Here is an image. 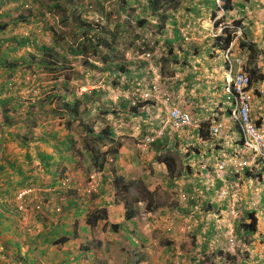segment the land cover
Wrapping results in <instances>:
<instances>
[{
    "label": "rangeland",
    "instance_id": "1",
    "mask_svg": "<svg viewBox=\"0 0 264 264\" xmlns=\"http://www.w3.org/2000/svg\"><path fill=\"white\" fill-rule=\"evenodd\" d=\"M204 1H206L207 3H204L203 0H178V2L176 1L177 3L175 4V7H170L172 6L171 3L168 4L166 12L173 14L172 18L176 21L175 24L178 28L177 33H173L171 31L175 25H173L172 23H168V21L171 20V16H169L166 18L165 21H163V25L165 27V30L163 32L157 30V27L153 26V23L155 24V22H158L157 19L148 18V23L145 24L144 28H139L135 26L134 29H132V25H130L128 26V32L130 33L122 34V29L128 24H131L130 20H132L133 10L136 9L138 3L143 4L145 2L144 0H125V2H128V5L126 6V11L121 10V8L123 7V5H121L123 0H100V2H104L103 14L99 12L94 14L86 10V8L84 7L86 4V0H17L14 2L4 0L2 2L0 1V12H8L9 9L15 5L30 6L32 14H36L38 10H43V12H45L43 17L39 16L40 14H38L39 20L36 19V15L34 14L32 18L33 20H31L30 23L16 22L13 21L15 20V17H13L14 15H10L9 17L4 15L3 18L12 20L10 21L9 27L5 32V36H10L11 34H31V37H35L39 40V42L46 41L48 44H50L52 42L50 28H53V30L58 36L62 32L71 29V31H68V35H65L66 37L62 40V42L64 40L65 41L62 44H68V41L70 40L73 42L72 39L73 35L75 34V32L73 31H77V33H79L77 36H75L78 38L77 42L79 38H82L81 32H87V34L91 35L94 31L97 37L104 36L108 40H110V38H115L112 43L114 46V52L111 55L113 59L112 61L125 63L126 68H129V70L132 71V75L134 76V78L131 77V81L136 80V82L138 81L141 83L143 89L146 88L149 82H151L152 78V73L150 71L154 70L156 67L157 71L162 76L163 82H165V85L163 86H161L160 83L161 90L165 92L164 89H166L167 91V88L165 87L168 86L170 82L171 84H174V88L176 90H174L173 92L167 91L170 94V99H175V102L184 104V107H188L187 109L192 110L194 115L196 114L195 109L198 108L199 104H202L201 102L207 103L206 99H211L212 102H208L209 104L207 103L208 105H205L206 108H203L200 112V114H203V117H206L211 112V109L215 110V112H221L220 110L222 107L221 105H218L219 99H221V101H224L225 104H229V102L225 101V95L222 94L224 80L227 77L223 64V54L221 49L217 48L216 44L218 42L215 39L216 36L221 33L223 28H228L232 30V33L235 32L232 43L230 44L233 46L232 51L234 54L240 55L241 53L236 42L238 38H243L246 41L252 40L253 42H255L258 52L255 59L253 60L256 62L255 64L260 69L261 73L264 74V0H234L236 4H243V9L240 6H235V9H232L231 11L227 12H224V10L221 8L220 0H215V5H213L209 0ZM55 2L61 3L63 6H66L68 4L70 6H75L79 4V2L80 5H82V3H84L81 9H78L76 13L80 15L78 20H83L86 26H79V24L76 22L77 20L73 19L74 17L72 16H70V18L68 17V20H71L68 21V25L63 24L64 22H61L62 19L55 8L51 10L57 13V15L47 10L48 7L54 4ZM164 5L166 4H163V6ZM83 7L84 9H82ZM185 7H188L190 9L194 8L193 12L189 13V11L186 10ZM213 12H215V15H212ZM25 16L27 17L28 14L25 13ZM233 20H239L241 22V27H236ZM87 29H89L90 31H86ZM104 32L106 33L104 34ZM69 34H71L72 37L69 36ZM168 36L170 38H174L172 42L171 53H168V45H166L165 43V38ZM26 50L32 51V48L29 47V49ZM144 52H149L151 54L149 60L143 58ZM247 52H245V54ZM174 53L177 56V58L175 59ZM20 54L24 53L22 51H16L17 56H19ZM246 56L247 55H245V57ZM90 62H94V64H96V67H92V63ZM246 64L247 68L249 67V65H252V63L248 64V62ZM64 65L67 68L62 69L61 71L63 73H71V76L73 78L69 82V88L72 91L74 90L77 95L81 92L89 91L94 88H96V90H100L99 93L94 96V98L98 97V102L90 104V113L87 117L88 121L90 120L92 122L94 129L96 131L99 130L103 127V122L98 120L97 116L101 114L106 115L109 112L108 109L111 111L112 108L116 106L115 103H118V101L120 100H116L115 102L111 100V98L115 97L114 95L116 94L118 95L119 92L117 91L119 89L121 90V86L125 82L124 75H122L120 79L116 80L114 78L113 73L105 69V65H107V63L103 61H94V58H92L91 55L88 54L80 56L77 59L71 58L66 62L64 61ZM19 74L20 69L15 74V80H17ZM30 74L31 73L26 74L24 86L20 88L21 94H19V98L17 99L18 101L23 103L24 107L22 106V112H26L27 107L29 106V110H31L32 112L35 109L37 110V108H35L36 105H31V103H29L31 100H33V98L29 97V92L33 91L35 94L38 89L39 99L43 98L46 94L52 92V84L50 83L51 81H42L45 77L43 74H32V76ZM137 75H139L140 77H137ZM30 76L32 78H30ZM49 77L50 76H48V78ZM114 80L116 81L114 82ZM116 82L119 83V85L115 87L114 85L116 84ZM27 100L28 103H26ZM124 109L126 113V119L123 120L122 126L130 127V114L127 111L134 110L131 109V105H127ZM223 109L225 110V108ZM154 112L155 110L152 113L153 116L155 115ZM50 114H52V112L42 111L36 116L35 119L37 123L33 129V133L31 134L32 139H34V137L36 138L37 136H40L43 128L45 129V133L50 131L51 128L57 129L60 132L64 131V129L62 128V123L64 122V119L53 117ZM138 116L140 117V119H137L139 120L138 124L139 122L146 124L138 126L139 128H143L144 126H146L147 130L144 131L145 133H152L156 128L161 126L162 122L166 118L165 110L163 109L158 110L159 117H157V119L155 120L152 119L153 121L150 123H148V120H146L149 119L147 118L146 114L143 115L140 113L138 114ZM116 119H120V115H118V118L116 117ZM137 120H135L134 122H136ZM116 128L120 127L116 125ZM166 131L172 133L171 129H169V131L168 129H166ZM71 132L75 133L77 137V143L82 145V136L84 133L81 132V126H79V121H73L71 126ZM188 137L189 131L185 133V142L181 143V139H178V143L182 146L180 148H183L185 144H188L185 145V147H187V149L189 150H192L191 145L195 147L198 146L199 141L196 139L195 136V139L193 141L191 139H188ZM236 138L238 140L240 139L239 134L236 135ZM170 140L173 141L174 137H171ZM50 142L51 141L42 142L38 140H31L29 142L28 150L33 157V161L30 167L36 168L34 161H36L37 159H35V156H33L34 152L38 148H41L43 150H51V145H49ZM180 148H176L178 150L175 149V154L180 155L176 158V160L178 161V167H176L175 176L182 177L181 173L183 172L182 170H184V173H187V175H189L190 177L195 178L196 176L194 175L193 170H187L186 166H188V162L186 161V163H184L183 165L181 158L183 152L180 150ZM9 150L12 152L14 151L17 161H22V152L24 150L18 149L17 147L13 146V144L6 146L5 151L8 152ZM136 151L137 150L133 151V153H135ZM114 156L115 155H113L112 157ZM154 156L158 155L154 153L153 157ZM112 157L110 156L109 159H111ZM89 158L90 160H92L90 154H87L86 157L83 156L82 158H80L79 161L82 160V162L79 164L83 165V168L89 167L93 169L94 165L91 166ZM109 163L110 164H107L105 166V172L108 170L111 171V169L113 168L118 173V167H114V165H111V161H109ZM145 166L147 165L145 164ZM69 167H71V169H67V173H64V175H66L69 180H72L74 184H80L78 185V187L80 188V195L76 194L75 197L77 198V205L80 207H84L85 213L83 214L87 215L93 210H95L96 206L93 204V201L98 196L97 190L92 193L89 199L87 197H84V195H81V188L84 191L87 184L85 182L88 179V175L91 169H89V171L86 170L85 173L82 174L80 172L81 170L77 171L78 169L74 168L73 166ZM189 167L192 168L191 166ZM23 168L26 170V166H23ZM148 169L151 172L153 170L155 171L154 175L158 182H151V184H154L152 186L155 189H153V191L144 189L139 192L131 187L129 193H127L126 195L127 198L128 196H130L129 198H142L141 200L145 201L144 203H146L147 200L149 202L151 201L150 206H152L153 208L152 210L149 209V213L151 214L149 216L146 215L148 214L146 204L142 203L141 205L138 204L136 206L134 205L135 203L133 204V206L136 208L135 222L137 223V225L141 226L145 224L148 227L152 226L150 231L146 234L149 239L147 238L145 241L142 242V244H144L143 246L146 249L143 250V253H141L140 251V255L138 256L130 255V251L125 249V245L132 250L137 246V243L133 238V234L135 232L131 233L134 229H131L133 225L130 224V221H127L126 219L118 220L119 222L121 221V225L125 227L123 229L124 231H119L118 227L112 230V224H114L117 220H107L105 222L100 221L98 222L99 227H101L100 230L94 228L91 232V235L94 243H96V241L101 242L99 246L94 247L93 251L95 255H98L99 252L101 253V261L103 262V264H191L192 261L189 258L191 255H188V253L190 251H195L198 246H196L195 243L198 244L200 241L202 244L203 241L208 242L209 240H211L208 239L207 235H205L206 233L203 231V227L195 230V235H193V232H191V230L193 229L192 226L197 223L196 219L199 220L198 217H192L189 219L186 226L190 225L191 228H184L180 231L178 230L177 232H174L175 235H172L171 233L174 231V229L165 230L166 228L164 226V223L159 222L160 219L165 218V215L160 214L161 212L168 213L174 211L172 209L168 210L171 206L175 207V205H169L170 203L175 202L179 206H181L182 201L185 202L184 196L187 195L186 192L192 193L195 197H198V200L201 199L202 196L207 192L205 189L206 184L199 182V185L190 188L189 191H186L184 190L185 185H183L182 180L178 181L177 183H173V185L171 186L165 182L168 177L171 178L172 176L168 173L167 169L159 168L158 164H149ZM37 172L34 171V173ZM260 173L263 178L264 171L261 170ZM211 174L212 171H207L205 175ZM38 175L43 180L44 173L42 175V172H40L38 173ZM17 177L18 176L15 175L14 180ZM237 183L238 188L240 189V195L242 196L244 194L243 192L245 191L243 190H246V193L248 195L247 201L244 202L247 203V206H245V208L239 203L235 204L237 205V209L235 208V210H237V219L239 220L240 224L245 223L247 213L251 211L252 208L250 203L254 202L255 206L257 207V215L255 216H257L256 218L258 229L255 232L254 237L251 235L249 236L247 232L246 234H242L246 242H244L242 238L236 235L237 244H235L233 248H230L229 244L227 243V229H224V233L222 235H220V229H218L217 233L218 235H220V250L218 251L217 256L210 255L209 251H211L213 247L212 241L211 244H208V250H206L205 253H202L201 256H196V258H198V261L201 263L204 262V264H212L214 260H217L219 258L220 260L224 261L223 264H245L249 259L250 253L254 255L256 251L255 255H257V252L260 253L262 251L261 248L264 246V179L263 181H258L256 179H247L243 176V179H240V181H237ZM231 184L232 183H230L229 185L232 187L233 191H235L233 188V184ZM31 187H34V189L29 193L30 195L27 194L31 198V201L33 202V200H36V202L40 201L44 204L46 199H43V197L39 198L40 194L37 192L46 190L41 189L38 186ZM123 193H125V191ZM70 195L71 194L69 191L64 190L55 191L54 193L49 195L54 197V203L55 199L60 201L58 207L63 211L59 209V211L53 212L49 209L50 207H47V209H45L42 214L47 212L48 215L46 217H49L50 214L56 213L53 219H51L54 223L60 222L62 220L74 223V220L70 217L72 211L74 210V207L67 205L68 199H70ZM9 199L14 200V202H16V204H18V206L20 207V203L17 201L16 196H12ZM30 205L31 204H29V206ZM159 211L160 213L158 214ZM62 212L67 213V218L65 220L64 218H61ZM25 215V217H20V214L16 215L17 217L15 218L18 219L16 223L20 231L24 232V235L27 234L26 236L31 238V236L35 235L37 231L41 230V226L38 223H36L34 226L35 221L32 220L27 213H25ZM149 217L153 218L152 223H146L148 222L147 219ZM232 218H234L232 215H228L227 217L224 216L223 221L226 223L229 220H233ZM47 219L50 220V218ZM203 220V226L205 228V224L206 222H208V220H206L204 217ZM80 222L81 221L78 220L77 224H79ZM127 228L128 230H131V232L128 231ZM134 235L135 237H139L137 233H135ZM106 236L109 237V239L106 238ZM174 236L176 238L177 236H179L180 243L178 244V246H175L174 241L176 240V238H174ZM28 237H25L26 239L24 238V241L22 242H28ZM5 238L6 236L2 237V240H4ZM100 238H103V241H100ZM104 241H107V244L105 247H102V243ZM249 241L255 242L256 246L259 243H262L263 245L261 247L259 246V248H253L252 245H249L248 247L251 250L247 251L245 246L248 245ZM87 242L88 241L86 240V243ZM114 242L116 244H114ZM87 245L90 246V244ZM67 248L77 250L78 243L74 245L72 243V240H69L63 250H67ZM24 250L25 247L23 248L22 253L24 252ZM52 254L54 253L50 252V256ZM34 256H37V251L35 252ZM58 257L61 256L59 255ZM87 261L88 262H86V264H98V261L94 259ZM140 261L141 263H139ZM41 262L38 258V264H56L54 261L51 262V260L47 258V256L46 259H42ZM0 264L21 263L19 261L18 256L16 255L0 254Z\"/></svg>",
    "mask_w": 264,
    "mask_h": 264
},
{
    "label": "trees",
    "instance_id": "2",
    "mask_svg": "<svg viewBox=\"0 0 264 264\" xmlns=\"http://www.w3.org/2000/svg\"><path fill=\"white\" fill-rule=\"evenodd\" d=\"M0 1L2 2L4 0ZM9 1L14 2L17 0ZM144 1L145 2L143 4L138 3L136 9L133 10L132 20H130L131 24H128L122 29V34L130 33L128 32V26L130 25H132V29H134L135 26L144 28L145 24L148 23V18L157 19L158 22H155V24L153 23V26L157 27V30L163 32L165 30L163 21H165L169 16H171V20L168 21V23H172L173 25H175L171 31L173 33H177L178 28L175 24L176 21L172 18L173 14L167 13L166 9L168 7V4L170 3L172 4V6L170 7H175V4L178 2V0ZM209 1L213 5H215V0ZM220 1L221 8L224 10V12L235 9V6H240L241 8L243 6V4H236L234 0ZM203 2L207 3L204 0ZM163 4L166 5L163 6ZM68 5L63 6L61 3L55 2L54 4L50 5L47 10L56 15L58 13L62 19L61 22H65V25H68V17L73 16V19L77 20L76 22L79 24V26H86L83 20H78L80 15L76 13V11L78 9H81L83 5H69L70 10L68 9ZM121 5H123V7L121 6V10L126 11L128 2H125V0H123ZM30 8L31 7L28 5H15L11 7L8 12H0V254L16 255L18 256L21 264H38V258L41 262L42 259H46V256L47 258L49 257L50 248L55 249L57 247L56 249H58V247L64 246L69 240L73 239L76 236V232L73 233V231L69 230L68 228L72 225H77V221L80 220L82 218L81 216L84 215L83 213H85V208L77 205V198L75 197L76 194L80 195V188L78 187V185L80 184H74L72 180H69L67 176L64 175V173H67V169H71V167L69 166H73L74 168L78 169L77 171L81 170L80 172L84 174L86 170L89 171V169L91 168H83V165L79 164L82 162V160H79L83 156L86 157L87 154H90V157L92 159L90 160L89 158L91 166L94 165V168L98 169L102 168L103 164L107 162V158L116 155L118 152V148L120 147V142H118V140L116 141L115 138H113L114 132L112 130V126L107 125L96 131L93 127L92 122L90 120L88 121L87 119L90 113V104L98 102V97L94 98V96L98 94L100 90H96V88H94L89 91L81 92L77 95L74 90L72 91L69 88V82L73 78L71 76V73H63L61 71L62 69L67 67L64 65V61L59 62L58 55L61 57L62 55L59 53V50H57L53 46V44H58V41L62 44L64 42H62V40L65 39V35L68 34V31H71V29L62 32L58 36L53 28H50L53 42V44L51 42L50 45L46 41L39 42V40L35 37L32 38L31 34H11L10 36H5V32L9 27L10 21L12 20L3 18L4 15L8 17L10 15H14L13 17H15V20L13 21L16 22L30 23L31 20H33L32 18L35 14H32ZM54 8L57 10V13L51 10ZM185 8L189 11V13H192L194 9H190L188 7ZM82 9H84V7ZM25 13L28 14L27 17L25 16ZM214 13L215 12H213L212 15ZM38 14H40L39 16L43 17L45 12H43V10H38L35 15L36 19L39 20ZM233 22L236 26L241 27V22L239 20H233ZM86 31L89 32L90 30L87 29ZM73 32H75V36L79 34L77 33V31ZM105 33L106 32H104V34ZM234 34L235 33H232V30L223 28L221 33L215 38L218 42L216 44L217 48L226 50L232 42ZM81 35L82 38H79L77 44L73 42V45H69L67 47L68 54L72 56H83L88 54L91 55L92 58H94V61H103L107 63V65H105V69L109 72H112L116 80L120 79L122 75H125V82L121 86L122 90L126 89L128 85L133 83L131 81V77L134 78V76L132 75V71L129 70V68H126L125 63L112 61L113 59L111 55L114 52V46L112 43L115 38H110V40H108L104 36L97 37L94 31L91 35L87 34V32H81ZM173 39L174 38H170L169 36L165 38V43L166 45H168L169 49L168 53H171ZM236 42L240 51H242L244 54L248 51L245 54L247 55L246 62H248V64L252 63V65H249V67L247 68L250 84L253 85L255 83H259L260 80H264V74L261 73L260 69L255 64L256 62L253 60L255 59L258 52L255 42H253L252 40L246 41L243 38H238ZM61 44H59V46L63 48L64 46L63 44ZM28 47H31L32 51L26 50ZM16 51H22L24 54H20L19 56H17ZM175 58H177V56L174 53V59ZM90 63H92V67H96V64H94L93 62ZM19 69L20 74L18 75L17 80H15V74ZM29 73H31V76L32 74H43L45 77L42 81L47 82L48 80H53V86L51 87L52 92L46 94L41 99H36L33 103H31V105H36L35 108H37V110L35 109L32 112L31 110H29V106L27 107L26 112H22L21 110L23 103H21L17 99L19 98V94L21 93L20 88L24 86L25 76ZM31 76L30 78H32ZM48 76L50 77L48 78ZM137 77L140 76L137 75ZM116 80H114V82ZM161 83L165 85L163 79L161 80ZM117 85H119V83L116 82L114 86L116 87ZM174 87V84H171L170 82L165 88H167V91L173 92L174 90H176ZM26 103H28V101ZM118 103L121 108H125L127 104L126 100L123 99L122 101L120 99ZM145 105L146 102H142L140 104L138 103L136 106H131V109L137 111V107H144ZM42 111H50L52 112V114H50L51 116L64 119V122L62 123V128L64 129V131L60 133L59 130L51 128L50 131L45 133V129L43 128L41 135L32 139L31 134L33 133V129L37 123L35 118ZM128 112L132 111L128 110ZM75 120L79 121L81 132L84 133L82 136V145L77 143V137L75 133L71 132V126L73 121ZM255 123L258 124V120H256ZM206 124H203L202 128L200 129L203 137H205L206 135L203 128L207 127ZM31 140L52 142L51 151L48 149L43 150L41 148H38L33 154V156H35V158L39 161L41 166L40 168L30 167L33 161L32 154H30L28 150L29 142ZM156 143V145L155 143H153L151 149H155L154 147L157 145L158 147H163L162 141H156ZM11 144H13V146L17 147L18 149L24 150L22 152V161H17L14 151H5L6 146ZM104 145H106L107 148L105 150H100V147ZM153 158L165 165L168 173L172 175L171 178L175 177L173 175L176 172V163L174 162L175 158L173 156H171L170 154H160L158 156H154ZM217 160H220V157H217ZM59 161H61V165L58 164ZM23 166H26V170L23 168ZM94 168L91 169L90 173H99V185L101 181L105 182V185L102 187V189H104L103 193H105L108 197L111 195V191L113 193L111 196L112 200L108 201L107 199H104V197H101L104 206L101 208L96 207L95 210L87 214L84 217L86 224L94 226L100 221L105 222L109 220L106 205H108V203L113 200L118 202L123 201L125 209L124 219L130 222H134L132 218L136 213V208L133 206V204L135 203V206L138 205V202L142 198H129L130 196H128L127 198L126 195L127 193H129V189L131 187L137 191H141L144 189V185L142 184L143 177L139 176L138 179L134 180L132 178L126 179L127 176L125 174L117 173L113 168L111 169V171L108 170L106 172H104L103 170H96ZM147 168L148 165L144 167V170H146ZM225 169L221 171L222 179L212 176L209 179L213 182L208 183L205 186V188L207 187L205 198H210L208 199L210 201L211 198H213V201L210 203L207 200L203 205L206 206V204L209 203V206H204V210H206L207 208H209L210 210L211 208L217 210L215 212L217 213V216L213 218L219 222L220 220L222 221L224 219V216L226 217L227 214H225V212H227V210L230 208V202L233 198L230 194V190H228L226 199H219L218 192L222 189H226V186L229 185L232 181H236L235 176L230 174L229 169H227V167ZM34 171L38 172L34 173ZM40 172H42V175L44 173L43 180L38 175V173ZM147 174L146 176H148ZM246 174L245 177L247 179H259L261 177L259 176V174L257 176L251 174L248 176ZM15 175H17L18 177L14 180ZM47 175L49 176L48 178L46 177ZM99 185L90 193L86 192L85 189L83 191L81 188V195H84V197H87L89 199L92 193L97 190L99 196L100 193H102L98 191ZM31 186H38L39 188L46 190H42L41 192L35 191L40 194L39 198L43 197V199H46L44 204L40 201L36 202V200H33L32 202L31 198L29 197L30 194L24 197V201H22L20 204L21 208L18 206V204H16V202H14V200L9 199L12 196L15 197L19 191H22L25 188H30L31 190H33L34 187ZM61 190L69 191L71 194L70 199H68L67 205L74 207V212L70 215V217L74 220V223L66 222L63 220L54 223L51 219H53L56 213L50 214L49 217H46L48 215L47 212L42 214V212H44L47 207H50L49 209L53 212L59 211L60 208L58 207V204H60V201L55 199V204L54 197L49 195H51L55 191ZM108 190L110 191L109 194L107 193ZM124 191L125 193H123ZM184 197L185 201L190 205H188L189 209L191 205H194L198 200V197H195L192 193H187V195ZM239 199L240 198H238V200H235L237 204L238 202H240ZM200 200H198L199 204L201 203ZM29 204L31 205L29 206ZM150 204L151 201L149 202L147 200L146 207L148 210H152L153 208L152 206H150ZM169 205H175V207L171 206L168 210L177 209L178 213L183 214L181 206H179L177 203L172 202ZM235 206L237 207V205ZM25 213H27L30 218L35 221L34 226L36 223L40 224L41 226V230L37 231L35 235L31 236V238L26 236L27 234L24 235V232L20 231L16 223L18 220L17 218H15L17 217L16 215L20 214V217H25ZM160 214L166 216V213L164 212H161ZM200 215L201 214H198L196 216ZM255 215H257L255 211L247 213L246 217L250 219L248 223H246L245 221V223L240 224L239 220L237 219L238 217L234 218L235 235L242 238L244 242H246V240L242 234H246V232L257 231V218L255 217ZM173 217L174 219H178V216L176 215H174ZM47 218H50V220ZM61 218H64L65 220L67 218V213L62 212ZM152 220L153 218L149 217L147 219V223H152ZM224 225L225 224L223 223L220 224V235L223 234L222 231L224 229ZM119 226L120 225L116 223L112 224L113 228H117ZM205 231L206 234H204L208 236V239H211L214 242L211 251H209L210 255L217 256V253L220 250V237L219 235H216L217 232H211V230L206 229ZM193 235H195L194 232ZM4 236H6V238L2 240V237ZM25 237H28V242H25L27 244L22 242L24 241L23 239ZM208 242H202V244L195 243V245H198L199 248H196L195 251H190L188 253V255H191L189 257L192 261L191 264H204V262H199L196 256H201L202 253H205V251L208 250ZM249 243L250 241L248 242V244ZM24 247L25 250L22 253ZM247 248V251H249L250 248ZM88 249L89 246L84 244L82 245L80 252L87 251ZM36 251L37 256H34ZM261 254L262 258L261 256L256 255L257 262H254L252 264H259L261 263V261H263L264 263V248L261 251ZM66 256L68 257V254H66ZM253 259L255 260V257H253ZM65 260L66 258H64L60 262V264H65ZM221 263L223 264L224 261L220 260L219 258L212 262V264Z\"/></svg>",
    "mask_w": 264,
    "mask_h": 264
},
{
    "label": "crops",
    "instance_id": "3",
    "mask_svg": "<svg viewBox=\"0 0 264 264\" xmlns=\"http://www.w3.org/2000/svg\"><path fill=\"white\" fill-rule=\"evenodd\" d=\"M79 4H80V2H79ZM83 4L84 3H82V5ZM103 5H104V2H100V0H86V4L84 7L86 8V10H88L91 13L96 14L97 12H99V13L103 14L104 13L103 8H102ZM69 18H70V16H69ZM69 21H70V19H69ZM64 24H65V22H64ZM69 36L72 37L71 34H69ZM77 39L78 38L75 37V34H74L72 40H73V42H76L75 44L78 43ZM73 42L71 40L68 41V44L67 43L63 44V46H64L63 48L59 46V44H61V43H59V41H58V44L52 43L53 46L57 50H59V53L62 55V57L58 55L59 62L60 61L66 62V61L70 60L71 58L77 59L78 57H80V56H72V55L68 54V52H67V50H68L67 47L69 45H73ZM201 103L202 104H199L198 108L196 107L197 109H195V113L197 115H200V112L202 111V109L206 108L205 105H208L207 103H203V102H201ZM115 105H116L115 106L116 108L113 107L112 110L109 111L106 115L101 114V115L97 116L98 117L97 119L100 120L101 122H103V127H105L107 125L113 127V129H112L114 132L113 138H115L116 141L119 138L118 142H120V147L118 148L117 154L111 158V165H114V167H118V173L125 174L127 176V177L125 176L126 179L132 178L134 180V179H138L139 176L143 177L142 178L143 179L142 184L144 185V189L153 191V189H155V188L152 186L154 184H151V182L157 181V179L154 175L155 171L153 170L151 172L148 168L146 170H144V167H146L145 164L148 165V167H149V164H152V165L158 164L159 168L166 169V167L163 163L156 161L153 158V155H154V153L157 155L170 154L171 156H173L175 158L174 162L176 163V167H178V161L176 160V158L179 157L180 155L175 154V149L182 147L178 143V139H181L180 140L181 143L185 142V139H184L185 133L187 131H189L188 139H191L193 141L195 139L194 136H195L196 130L193 128H189V129H184L183 131H178V132L172 131V133L166 131L165 134L157 140V142L162 141L163 147H158V145H157L154 147L155 149H151L153 144L152 145L144 144L143 139H142L145 135H148L147 133L144 132L147 130L146 126H144L143 128L138 127L140 125H146V124L141 123V122H139V124H138L139 120H137V119H140L138 114H140V113L143 114L144 112H142L141 110L138 113L134 112V111L128 112L130 114V121L131 122H130V127H125V126H122L123 120L126 119L125 109L121 108L120 105L117 103H115ZM154 110H155V112H154L155 115L154 116L152 115L150 117L151 119H149V123L153 121L152 119L155 120V119H157V117H159L158 116V110H160V108L159 109H154V108L150 109L149 108L146 112L147 113H149V112L153 113ZM191 112H192V110H191ZM212 112H213V110L211 109L210 114H208L206 116V118L211 117L212 114L214 115V113H212ZM118 115H120V119L117 120L116 117L118 118ZM135 116H137L138 118ZM166 116H167V114H166ZM135 120H137V121L134 122ZM116 125L119 126L120 128H116ZM121 127H123V128H121ZM167 129L169 131L168 127H167ZM60 133H62V132H60ZM171 137H174L173 141L170 140ZM217 141L218 140L206 137L205 140L198 142L197 147H195V146L193 147L191 145L192 150L187 149V147H185V145H188V144H185L183 148H180V150L183 152V155H181L182 162H183V165H184V163H186V161L188 162V166H186L187 170L188 171L193 170V173L196 177L195 178L190 177L189 175H187V173H184L185 172L184 170H182L183 171L181 173L182 177H180V176L176 177L174 174L173 175V176H175L174 178L168 177V179L165 182L171 186V185H173V183H177L178 181L182 180L183 185H185L184 190H186V191H189L190 188L199 185V182L207 183L208 181L206 179L209 178V175H205L206 170L208 168V167L205 168V163H206V161H209L211 164H213L216 160V157L219 156L220 153H222V151L218 149L220 144H218ZM208 142H210V143H208ZM51 144H52V142L49 143V145H51ZM156 144L157 143L155 142V145ZM200 144H202V145H200ZM106 148H107V146L104 145V146L100 147V150H105ZM135 150H137V151L135 153H133V151H135ZM176 150H178V149H176ZM136 154L138 157L136 156ZM34 162H35L36 168L41 167L38 160H36ZM58 164L61 165V161H59ZM189 166H191L192 168H190ZM180 167H181V165H180ZM200 167H203L205 169H201ZM209 167L211 168V165ZM154 168H155V166H154ZM146 174L148 176H146ZM188 174H189V172H188ZM46 177L48 178L49 176L47 175ZM163 178H164V176H163ZM201 178H202V180H201ZM108 180H109V178H108ZM104 185H105V182L101 181L99 188H98V191L102 192V193H100V195L97 196L96 199L93 201V204L97 208H101L104 206L101 197H104V199H107L108 201L112 200L111 196L108 197L105 193H103L104 189H102V187ZM107 193L109 194L110 191L108 190ZM112 193H111V195H112ZM205 197H206V195L204 194L202 196L201 200L199 199L202 204L201 203L199 204L198 200H197L194 205H191L190 209L188 208V205H189L188 202L182 201L181 207L183 210V212H182L183 214L178 213V210L174 209V211L166 213L165 218L160 219L159 222L164 223V226L166 228L165 230L174 229V231L171 233H172V235H175L174 232H177L178 230L180 231L184 228H191L190 225L186 226L189 219L192 217H198L199 220L196 219L197 223L194 226H192L193 230H191V232H194L195 230H197L198 227L199 228L203 227L204 232H206L205 231V229H206V230H211V232L216 233L217 232L216 229L217 230L220 229V224L225 223V222L223 221L224 219L222 221L220 220V222H219L213 218V217L217 216L216 215L217 213H215L217 210H215L214 208H211V211L209 208L204 210L205 207L209 206V203H207L206 206L203 204H205V202L208 199H210V198L207 199ZM208 201L211 203L213 201V198H211V201L210 200H208ZM144 202L145 201L140 200L138 202V204L141 205ZM144 204H146V203H144ZM106 208H107L109 220H112V221L117 220L116 222L115 221L114 222L120 223V224H118V225H120L118 227V230L124 231L123 229L125 227H123V225H121L122 224L121 221L120 222L118 221L119 219H124L125 209H124L123 201H120V202L115 201V200L110 201V203H108V205H106ZM73 212L74 211H72V213ZM147 212H148V214H146L147 216L151 215L149 213L150 210H148ZM159 213H160V211L158 212V214ZM199 213L201 214V216H196ZM174 215L178 216V219H174V217H173ZM85 216H86L85 214H84V216H82V218L80 219L81 222L79 224L72 225L68 228L69 230L73 231V233L76 232V236L71 240H72V243L74 245L76 243H78V249L75 250L72 248H70V249L67 248V250H63L66 244L62 247H58V249H56L57 247L56 248L54 247L56 250L53 248H50V252L54 253L51 256L49 255V257H48V258H53V256H54L53 259H50L51 262L54 261L56 264H60V262L64 258H66L65 264H80V263L86 264V262H88L87 260L94 259V260L98 261L97 262L98 264H103V262L101 261V259H102L101 253L99 252L98 255H95V253L93 251L94 247L99 246L101 244V242L96 241V243H94L92 240V235H91V232L93 231L94 228L100 230L101 227H99V223L94 225V226H90V225L86 224L85 220H83V219H85V218H83ZM203 217L206 220H208V222H206V224H205V228L203 226V224H204ZM135 219H136V216L134 215V217L132 218V220L134 222H131L132 223L131 225H133V227H131V229H134V230L132 232H131V230H128V228H127V230L130 231L131 233H134V232L137 233L140 238L135 237V235H134L135 233H134L133 238L135 239L137 246L132 250V249H129V247L125 245V247H126L125 249L130 251L129 252L130 255L138 256V255H140V251H141V253H143V250L146 249L143 246L144 244H142V242L148 238L146 236V234H147V232L150 231L152 226L148 227L147 225L143 224V225H141L143 227H141V226L137 225V223L135 222ZM201 223H202V225H201ZM111 228H112V230L114 229L113 227H111ZM216 235H218V233H216ZM219 237H220V235H219ZM106 238L109 239V237H107V236H106ZM174 238H176V237L174 236ZM86 240L88 241L87 243H86ZM100 241H103V238H100ZM117 241H116V243H117ZM212 241L213 240H209L208 244H211ZM116 243L114 242V244H116ZM174 243H175V246H178V244L180 243L179 236H177ZM203 243H206V242L203 241ZM84 244H86V245L90 244L89 249L87 251L80 252L81 247ZM92 244H93V246H92ZM106 244H107V241H104L102 243V247H105ZM198 244H201V242L199 241ZM213 244H214V242H213ZM249 245H252L255 248H259V245L261 247L262 243H259L256 246V243L251 241L248 245L245 246V248H247ZM197 248H199V246H197ZM250 250L251 249H249V251ZM261 250H263V247L261 248ZM50 252H49V254H50ZM255 253H256V251H255ZM255 253H254V255L250 253V258L248 259V261L245 264H252L254 262H257V258H256ZM66 254H68V257L66 256ZM59 255L61 257H58ZM257 255L261 256V258H262L261 252L260 253L257 252ZM253 257H255V260L253 259ZM139 263H141V261ZM259 264H264V263H263V261H261V263H259Z\"/></svg>",
    "mask_w": 264,
    "mask_h": 264
},
{
    "label": "built area",
    "instance_id": "4",
    "mask_svg": "<svg viewBox=\"0 0 264 264\" xmlns=\"http://www.w3.org/2000/svg\"><path fill=\"white\" fill-rule=\"evenodd\" d=\"M231 56L227 49L224 53L225 64L228 68V80L226 81L225 91L226 99L230 103V113L228 117L214 121L209 128V134L213 138H219L221 130L226 127V121H231L239 127L242 143L237 144L230 153L223 156L216 164V177L220 179H222L221 171L226 167L235 175L244 169L252 170L258 161L264 162V87L261 84L254 91L250 87L244 55H233V58ZM145 57L149 60L151 54L148 52ZM137 96L144 100L151 99L155 103H160L167 110L164 125L159 128L156 135L146 137V142H153L158 135L163 134L164 127L168 124L175 130L186 127H193L198 130L201 128L200 121L194 118L187 109L178 102L174 104L169 102V96L165 92H160L155 81L152 82L150 91L140 92ZM255 112L256 115L253 116ZM252 116L259 120L258 125L253 123ZM197 136L199 137V135ZM95 187L96 174H93L86 184L85 191L90 193ZM31 191L30 188L19 191L16 195L17 201L21 204L24 201V197ZM225 195L226 190L224 189L218 192L219 199L225 198ZM230 212L233 217L237 216L234 199L231 200ZM227 234L228 244L230 248H233L236 240L232 226H229Z\"/></svg>",
    "mask_w": 264,
    "mask_h": 264
},
{
    "label": "clouds",
    "instance_id": "5",
    "mask_svg": "<svg viewBox=\"0 0 264 264\" xmlns=\"http://www.w3.org/2000/svg\"><path fill=\"white\" fill-rule=\"evenodd\" d=\"M236 27H238V26H236ZM235 33V32H234ZM219 35V34H218ZM232 43V42H231ZM230 43V44H231ZM50 45V44H49ZM232 45H229L228 46V50H229V53L233 56V55H236L237 56V54H234L233 53V51H232ZM27 49H29V47L27 48ZM226 49V50H227ZM226 50H221L222 51V54H223V64H224V67H225V74H226V77L227 78H225V80H224V85H223V92H222V94L223 95H225V101L226 102H229L227 99H226V91H225V86H226V81L228 80V68H227V65L225 64V58H224V53H225V51ZM231 50V51H230ZM241 53H240V55H245L242 51H240ZM146 53H148V52H144V54H143V58L144 59H146ZM245 57V56H244ZM146 60H148V59H146ZM245 60H246V57H245ZM247 61V60H246ZM245 61V63H247ZM94 63V62H93ZM245 68H246V71H247V64H245ZM151 73H152V78H151V82H149V84H148V86L146 87V88H142V86H141V83L140 82H136V80H134V81H132L133 83H131L130 85H128V87L126 88V89H119L117 92H119L118 93V95L116 94V95H114L115 97H113V98H111V100H113V101H115L116 102V100H119V99H121V101H122V99L123 100H126V102H127V104H126V106L127 105H131V106H136L138 103L140 104V103H144V102H146V105L143 107H137V109H138V111H134V112H139L140 110L142 111V112H144L143 113V115L144 114H146V116H147V118H149V119H151L150 117L152 116V112H149V113H147L146 111L150 108V109H152V108H154V109H163V110H165V114L167 113V110L165 109V107H163L160 103H155L154 101H152L151 99H147V100H144V99H142L141 97H138L137 96V94L138 93H140V92H148V91H150L151 90V84H152V82L153 81H155V83L157 84V86H158V89L160 90V92L161 93H163V91L161 90V86H163V84L161 83V80H162V76H161V74L157 71V68L155 67V69L154 70H152V71H150ZM51 81V82H50ZM48 82H50L51 84H52V86H53V80H48ZM160 83H161V86H160ZM261 84H263V87H264V80H260L259 81V83H255V84H253V85H251L250 84V87L254 90V91H256V89H257V87L259 86V85H261ZM38 89H37V92L34 94V92L33 91H31V92H29V97H31V98H33V100H31L30 101V103H33L36 99H39L38 98ZM165 93H167V95L169 96V102L170 103H172V104H174V103H177V102H175V99H170V94L165 90ZM256 93V92H255ZM21 94V93H20ZM33 96H32V95ZM173 95V94H172ZM28 101V100H27ZM26 101V102H27ZM134 101V102H133ZM211 101V99H209V100H207L206 99V102L208 103V102H210ZM148 102V103H147ZM212 102V101H211ZM118 104V103H117ZM180 104V103H179ZM209 104V103H208ZM180 105H182V107H184V104H180ZM218 105H221V112H218V111H216L215 112V110H213V112L212 113H214V115L212 114V116L211 117H203L202 115L203 114H200V115H197V114H195L194 115V113L193 112H191V110H189V109H187V108H185V109H187L189 112H190V114L194 117V118H196L197 120H199L200 121V124H201V128H202V125L203 124H206L207 125V127H203L204 128V131H205V133H206V135H205V137H203L202 136V134H201V132H200V129L201 128H199V130L198 129H196V128H193V127H186V128H183V129H189V128H193V129H195L196 130V132H195V137H196V139L198 140V141H203V140H205L206 139V137H209V138H212V139H215V140H218L217 142H218V144H220V146L218 147V149L219 150H221L222 151V153H220V155L219 156H217V157H220V159L223 157V156H226V154H228V153H230L232 150H233V148L237 145V144H240V143H242V136H241V132H240V129H239V127L235 124V123H233V122H231V121H226V127L225 128H223L222 130H221V135H220V137L219 138H213V137H211L210 136V134H209V128H210V126L214 123V121H218V120H220V119H222L223 117H228V115H229V113H230V103L229 104H225L224 103V101H221V99H219V103H218ZM125 106V107H126ZM199 106V105H198ZM223 108H225V110L223 109ZM108 111H110L109 109H108ZM128 112V111H127ZM210 114V113H209ZM256 115V112L254 113V115L253 116H255ZM252 116V119L254 120L253 121V123L255 124V125H258V124H256L255 123V121L256 120H258L257 118H255V117H253ZM167 117V116H166ZM255 118V119H254ZM149 119H146V120H148V123H149ZM166 119V118H165ZM165 121V120H164ZM164 121L162 122V124H161V126L162 125H164ZM258 123H259V120H258ZM161 126H159V128H161ZM167 127L169 128V129H171L173 132H178V131H181V130H183V129H178V130H175V129H173V128H171L170 126H169V124L167 125V126H165L164 127V132H163V134H161V135H158V137H156L155 138V140L153 141V142H146L145 141V138L146 137H148V136H151V135H156L157 134V131L159 130V128H156L152 133H147L148 135H145L142 139H143V142H144V144H147V145H152L153 143H155L159 138H161L164 134H165V132H166V129H167ZM237 134H239V137H240V139L238 140L237 138H236V135ZM197 135H199V137L197 136ZM193 146V145H192ZM194 147V146H193ZM217 157H216V160H215V162L213 163V164H211L209 161H206V163H205V168H207V170H206V172L207 171H212V174L211 175H209V178L210 177H212V176H215L216 177V164L220 161V160H217ZM111 161V159H109V157L107 158V162H105L104 164H103V167L102 168H94V169H96V170H103L104 172H105V169H106V165L107 164H110L109 163V161ZM211 165V168L209 167ZM201 168V167H200ZM205 168H201V169H205ZM264 171V162L262 163L261 161L259 162L258 161V163L256 164V165H254V168L252 169V170H248V169H244V170H241L240 171V173L239 174H235L234 176H235V178H236V181L234 180V181H232L231 183L233 184V188H234V190L235 191H233V189H232V187L230 186V185H227L226 186V189H224V190H226V195H225V199H226V197H227V195H228V190L230 189V191H231V196H232V198L234 199V200H238V198H240L239 199V201L240 202H238L240 205H242L244 208H245V206H247V203H244V202H246L247 201V197H248V195H247V193H246V190H243V191H245V192H243L244 194L241 196L240 195V189L238 188V183H237V181H240V179H243V175H244V177H245V174L246 173H249V174H246V175H254V176H257L258 174H259V176H261V173H260V171ZM93 174H96V187L99 185V183H98V177H100L99 176V173L98 172H94V173H90L89 175H88V179H87V181H89V179H90V176L91 175H93ZM230 174H232L231 172H230ZM233 175V174H232ZM209 178H207L206 180L208 181L207 183H205V184H208V183H211V182H213V181H210V179ZM217 178V177H216ZM252 179H256V180H258V181H263V179H264V177L262 178V176L259 178V179H257V178H252ZM201 180H202V178H201ZM85 182V183H88V182ZM234 182V183H233ZM231 184V185H232ZM245 184V183H244ZM245 186V185H244ZM96 187L94 188V189H96ZM25 189H27V188H25ZM24 190V189H23ZM186 193H188V192H186ZM231 203V202H230ZM235 204H236V202H235ZM250 205L252 206V208H251V211H257L256 209H257V207L255 206V203L254 202H251L250 203ZM235 208H236V206H235ZM259 210H261V209H259ZM231 209L229 208V210H228V212H226L225 214H227L226 215V217L228 216V215H231ZM237 211V210H236ZM251 211H249V212H251ZM248 212V213H249ZM237 217V216H236ZM236 217H234V218H236ZM255 217H257V216H255ZM234 218H233V220H230V222H226L225 223V225H224V229H227V231H228V228H229V226H232V229L234 228V226H233V223H234ZM227 220V219H226ZM250 219L248 218V217H246L245 218V221L246 222H248ZM232 222V223H231ZM258 227V226H257ZM258 229V228H257ZM224 231V230H223ZM234 231V230H233ZM256 232V231H255ZM255 232H247L248 233V235L250 236H253L254 237V234H255ZM224 233V232H223ZM235 237V240H236V235L234 236ZM237 241V240H236ZM228 243V242H227ZM237 244V243H236ZM263 245V244H262ZM263 248H264V246H263Z\"/></svg>",
    "mask_w": 264,
    "mask_h": 264
}]
</instances>
